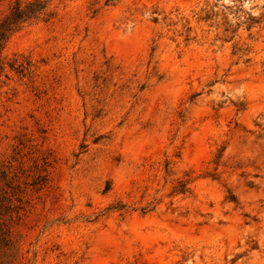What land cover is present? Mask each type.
I'll return each mask as SVG.
<instances>
[{
    "label": "rangeland",
    "instance_id": "374dc122",
    "mask_svg": "<svg viewBox=\"0 0 264 264\" xmlns=\"http://www.w3.org/2000/svg\"><path fill=\"white\" fill-rule=\"evenodd\" d=\"M39 1L0 49V264H264V0Z\"/></svg>",
    "mask_w": 264,
    "mask_h": 264
},
{
    "label": "trees",
    "instance_id": "16d2710c",
    "mask_svg": "<svg viewBox=\"0 0 264 264\" xmlns=\"http://www.w3.org/2000/svg\"><path fill=\"white\" fill-rule=\"evenodd\" d=\"M43 8L44 3L39 0H33L24 6H20L18 3L12 6L9 13L0 22V49L12 31L17 29L22 22L35 17Z\"/></svg>",
    "mask_w": 264,
    "mask_h": 264
}]
</instances>
